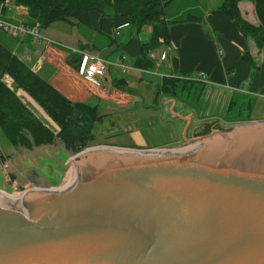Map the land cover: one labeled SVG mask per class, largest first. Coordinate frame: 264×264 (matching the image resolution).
Returning a JSON list of instances; mask_svg holds the SVG:
<instances>
[{
	"label": "water",
	"instance_id": "1",
	"mask_svg": "<svg viewBox=\"0 0 264 264\" xmlns=\"http://www.w3.org/2000/svg\"><path fill=\"white\" fill-rule=\"evenodd\" d=\"M185 124L200 145L85 148L66 189L0 200V264H264V121Z\"/></svg>",
	"mask_w": 264,
	"mask_h": 264
},
{
	"label": "trees",
	"instance_id": "2",
	"mask_svg": "<svg viewBox=\"0 0 264 264\" xmlns=\"http://www.w3.org/2000/svg\"><path fill=\"white\" fill-rule=\"evenodd\" d=\"M4 1L0 0L2 14L7 13V9L3 6ZM172 1L174 0H13V3L26 6L30 18L28 22L26 21L27 25L37 24L39 29L48 28L56 22H64L71 27L76 26L81 31L89 29L91 11L126 19L125 23L134 30L135 34H138L143 26L149 25L151 34L147 41L140 43V53L135 58L133 66L137 69L150 70L155 68L150 54L158 53L159 49H165L170 45L172 24L202 19L192 15L181 20L168 18L167 7ZM242 1H250L253 4L258 24H252L243 17L239 8V3ZM217 9L232 21L245 38L253 41L259 50H264V0H222ZM2 33L6 35L5 32ZM82 50L84 49L80 48L79 51ZM165 55L167 58V50L164 51V57ZM241 59L251 69V80L246 83L249 85L261 66L256 63L249 51L244 52ZM187 76L186 73L163 76L161 83L156 86V94L183 98L186 102H190L196 96L197 103L205 85ZM7 77L12 81L10 85L6 82ZM120 83L121 81L118 82V86ZM178 84L181 85L180 88ZM182 90H187L189 93L179 94ZM18 91L26 93L47 114L56 128L38 118L22 100ZM190 92L193 95L188 97L189 100L187 94ZM260 92H264V87ZM241 95L245 99L236 101L235 98ZM229 98L227 104H223L225 117L238 105L236 107L238 119L244 118L246 121L254 119L251 118V114L255 98L245 92L240 94L232 92ZM105 115L98 106L68 99L0 39V131L12 147L32 150L60 142L65 150L76 154L93 144L94 125L102 123ZM5 160L6 156L0 149V162Z\"/></svg>",
	"mask_w": 264,
	"mask_h": 264
},
{
	"label": "crops",
	"instance_id": "3",
	"mask_svg": "<svg viewBox=\"0 0 264 264\" xmlns=\"http://www.w3.org/2000/svg\"><path fill=\"white\" fill-rule=\"evenodd\" d=\"M218 6L216 4V7L204 9L199 22L172 24L170 45L165 48L168 57L166 58L165 55L164 61L150 70L137 69L133 66V62L140 53V43L148 40L151 27L143 26L138 34H135L130 27L116 31L117 27L126 22V19L101 15L96 11L89 13V29L81 31L78 27L69 25H67L69 28L59 27L54 37L56 42L47 43L44 40L27 36L8 43L4 40L2 32H0V39L13 53L68 99L90 106H98L99 110L102 107L108 109L109 104L119 109L127 107L120 100L108 99L106 95H113L114 92L119 91L116 89L119 81L121 83L118 87L128 90L133 73L157 75L154 78L161 77L159 78L161 81L163 76L186 73L189 79L195 78L205 85L201 94H205L206 90V94H212V90L220 92L219 88H221L229 89L234 93L245 92L247 95L252 93L255 96H261L262 94L257 93L264 87V65L245 88L251 69L241 59V55L255 43L245 38L232 21L217 9ZM239 8L245 19L252 24H258L253 4L250 1L240 2ZM203 22L207 24L208 29L202 26ZM48 29L49 27L45 31ZM80 48L100 55L111 62L107 64L100 85L86 80L78 73L77 69L81 60L78 52ZM163 49L158 50L160 56L166 51ZM258 50L255 45L249 52L255 56ZM109 55H111L110 58H108ZM121 65L134 68H128L131 70L128 74L126 70L121 69ZM6 82L10 85L12 81L7 77ZM122 95L126 96V94ZM165 101H171L173 107H177L179 103L175 99L164 98ZM133 103L131 100L128 105ZM165 104L171 106L170 103ZM171 114L176 115L172 111V106ZM132 136L138 143L145 141L139 133L133 132Z\"/></svg>",
	"mask_w": 264,
	"mask_h": 264
},
{
	"label": "rangeland",
	"instance_id": "4",
	"mask_svg": "<svg viewBox=\"0 0 264 264\" xmlns=\"http://www.w3.org/2000/svg\"><path fill=\"white\" fill-rule=\"evenodd\" d=\"M221 2L222 0H174L168 5L166 16L172 20H181L188 17V15L202 18L201 15L204 9L207 7H216V4L220 5ZM10 6L11 7H9V10L7 9V13L4 17L18 24L26 23V21L28 22V20H30L27 15L28 8L26 6L16 3L10 4ZM202 26L208 29L206 23L203 22ZM59 27L69 28L64 22H56L50 25L48 31H45L46 28L39 30V35L42 36V38H34L44 40V42L47 43L52 41L56 42L54 37ZM0 32L2 31L0 30ZM48 32L50 33L48 34ZM9 34L8 32L6 35L3 33L4 40H7L8 43H12L14 40H18L22 37L31 36L24 35L14 38ZM254 47L255 45H252L247 51L252 50ZM258 51L259 52L253 57L256 63L262 67L264 65V50ZM111 55H109L108 58H110ZM107 62L111 63L110 61ZM126 71L128 74L131 73L130 69H126ZM155 76L157 75L133 73L132 80H130L128 85V90L127 88L122 89L116 86V89L119 90L118 92H114L113 95H106L108 99L120 100L124 105H127V107L119 109L109 104L110 106L108 109L104 107L100 109V111L106 113V115L102 123L94 125L93 133L95 135V140L89 147L98 145H120L121 147L139 149H163L169 146L177 148L180 146L193 145L196 142H186L183 136L181 140H179L183 132L180 128L182 126L184 127V125L176 123L179 132H181V134H179V132H177L178 130L174 129L175 124L173 120L167 117L165 110L161 109L162 106L159 109H152L160 106L164 102V98L184 100L183 98L156 94L155 88L157 83L161 81L159 80L161 77L154 78ZM249 80H251V76H249L248 81ZM178 87L180 88L181 85L178 84ZM247 87L248 86L245 85V88ZM219 90L220 92L218 90H212V94H206V90L205 94H202L200 99L197 100V103L196 96L191 100L188 98L193 95L190 92V94H187V99L190 100V103L185 101L179 102L177 107H175V110H180L182 107L187 108L186 111L183 112L184 116L192 114V111L196 114L195 118H191L192 123L190 126L191 128L193 127V129H188V136L192 135L194 128L199 124H210L215 122L227 128L232 124L246 121L244 118H237L239 116L236 110L238 105L225 117V107H223V104H227L232 91L221 88H219ZM182 91L179 92V94L184 95L189 93L187 90ZM18 94L38 118L51 125L53 128H56L47 114L31 98L22 91H18ZM122 94H126V96ZM257 94L262 95L255 96L252 93L249 94V96L255 98L251 118L264 121V92L261 93L259 90ZM243 99L245 98L242 95L235 98L238 102ZM131 100L134 103L128 105V102ZM133 132L141 134L145 141L143 143L132 141L130 133L133 134ZM0 149L6 156L5 162H0V192L9 194L23 193L33 188L53 189L63 187L67 183L69 169L75 156V154L65 150L63 144L60 142H56L54 145L36 147L32 150L23 147L14 148L6 141L1 131Z\"/></svg>",
	"mask_w": 264,
	"mask_h": 264
},
{
	"label": "built area",
	"instance_id": "5",
	"mask_svg": "<svg viewBox=\"0 0 264 264\" xmlns=\"http://www.w3.org/2000/svg\"><path fill=\"white\" fill-rule=\"evenodd\" d=\"M10 4H14L13 0H5L3 3L4 8L9 10ZM5 14H2V11H0V30L5 32L9 35L18 38L19 36L24 35H31L33 37L42 38V36L39 35V25H27L26 23H20L18 24L15 21L10 20L9 18L4 17ZM124 27H128L127 23H124L123 25L117 27L116 31L121 30ZM79 54L81 56L80 63L78 65V73L85 78L86 80L96 84L100 85L102 77L105 75L106 68H107V60L103 58L102 56L95 55L88 51H79ZM150 57L154 60L155 66L160 65V63L165 58L164 55H159V53L152 52L150 54ZM123 71H125L128 68H134V67H128L125 65L120 66Z\"/></svg>",
	"mask_w": 264,
	"mask_h": 264
},
{
	"label": "bare ground",
	"instance_id": "6",
	"mask_svg": "<svg viewBox=\"0 0 264 264\" xmlns=\"http://www.w3.org/2000/svg\"><path fill=\"white\" fill-rule=\"evenodd\" d=\"M193 145H200V141H196ZM74 168H75V163L73 160L72 164L70 166V169H69L67 183L63 187H60V189H66L71 184L72 179H73ZM29 193H30L29 190H27L26 192H23V193H14V194L0 192V200L5 201V202H9V203H15L17 200V196L33 195V194H29Z\"/></svg>",
	"mask_w": 264,
	"mask_h": 264
},
{
	"label": "flooded vegetation",
	"instance_id": "7",
	"mask_svg": "<svg viewBox=\"0 0 264 264\" xmlns=\"http://www.w3.org/2000/svg\"><path fill=\"white\" fill-rule=\"evenodd\" d=\"M177 101H179V102H184V101H181V100H179V99H177ZM186 102V101H185ZM187 103H190V102H188L187 101ZM162 104H164V103H162ZM183 108V107H182ZM182 108L180 109V114L178 115V116H180V115H183V112L185 111V110H183L182 111ZM161 109L162 110H165L166 111V113H167V116H168V118H171L172 120H173V122H174V129H176V130H178L177 132H179V129L177 128V126L178 125H176V123H181L182 125H184V127H185V123H187L188 124V122L187 121H185L184 119H182V120H180V118H178V117H172V114H171V106L169 105V104H164L162 107H161ZM173 109H175V107L173 108ZM174 111H176V110H174ZM191 124V123H190ZM190 124H188L189 126H190ZM187 127V129H189V130H192L193 129V127L191 128V126L190 127ZM183 126L180 128L181 130H183V128H184ZM187 129H186V131H187ZM179 134H181V132H179ZM143 137V136H142ZM130 138H132V141H135L134 140V138H133V136H132V133H130ZM181 138H182V135L179 137V140H181ZM143 139H144V137H143Z\"/></svg>",
	"mask_w": 264,
	"mask_h": 264
}]
</instances>
